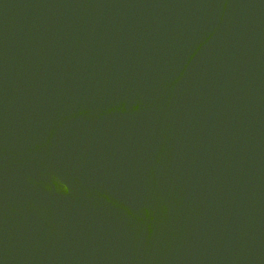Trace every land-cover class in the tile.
Wrapping results in <instances>:
<instances>
[{"label": "water", "instance_id": "obj_1", "mask_svg": "<svg viewBox=\"0 0 264 264\" xmlns=\"http://www.w3.org/2000/svg\"><path fill=\"white\" fill-rule=\"evenodd\" d=\"M0 264H264V0H0Z\"/></svg>", "mask_w": 264, "mask_h": 264}]
</instances>
